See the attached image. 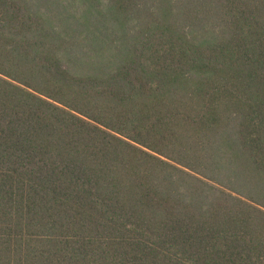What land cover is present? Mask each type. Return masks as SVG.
Segmentation results:
<instances>
[{
  "label": "trees",
  "instance_id": "16d2710c",
  "mask_svg": "<svg viewBox=\"0 0 264 264\" xmlns=\"http://www.w3.org/2000/svg\"><path fill=\"white\" fill-rule=\"evenodd\" d=\"M0 264H264V0H0Z\"/></svg>",
  "mask_w": 264,
  "mask_h": 264
}]
</instances>
